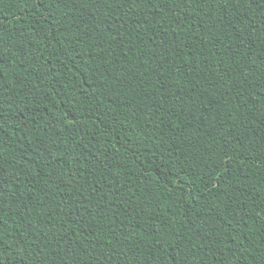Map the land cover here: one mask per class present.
<instances>
[{
  "label": "trees",
  "instance_id": "trees-1",
  "mask_svg": "<svg viewBox=\"0 0 264 264\" xmlns=\"http://www.w3.org/2000/svg\"><path fill=\"white\" fill-rule=\"evenodd\" d=\"M85 3L0 0V264L69 243L63 264H264V41L240 46L246 6L221 23L205 0L125 4L97 34Z\"/></svg>",
  "mask_w": 264,
  "mask_h": 264
},
{
  "label": "snow or ice",
  "instance_id": "snow-or-ice-1",
  "mask_svg": "<svg viewBox=\"0 0 264 264\" xmlns=\"http://www.w3.org/2000/svg\"><path fill=\"white\" fill-rule=\"evenodd\" d=\"M141 2L144 3H150V6L155 9L156 8V3L155 0H86L85 7H89V16L90 18L95 21V28L94 31L99 34L100 32V25L104 24L106 25V30L110 31L113 27L112 21L115 20L118 23L123 22V6L125 4L128 5H138ZM166 3L167 0H164ZM205 4H212L215 5L218 9V15H217V20L220 21L221 23H224L227 17H232V19H235L236 16L241 15L240 13V7L246 6V10L242 15V18L240 20V23L235 25L236 29V34L238 36L239 44L241 47H243L245 44H248L249 46L251 43H255L257 39L264 41V27H256L252 29L251 31L249 30L247 24L245 21L248 19V13L250 12H256L257 10L259 11V14L262 19H264V0H205ZM119 9L122 13V15H116L115 10ZM201 10L203 11L204 8L202 7ZM105 13L104 18L101 19V14ZM111 14V17L109 15ZM137 20H139V16H137ZM228 26H232L231 20L227 21ZM253 24H256V20L254 19L252 21ZM255 33V35H253ZM117 34H119V30L117 29ZM231 38V37H230ZM129 39L131 40V33H129ZM244 55H247L245 53ZM198 109L192 112L193 118H195ZM103 154L97 152V161L103 165V168L105 171H107V165L104 164L103 160L101 159V156ZM79 171V169H78ZM6 177L0 176V182L3 180H6ZM81 180H85L83 173L81 172ZM69 187H71V183L69 184ZM109 187H111L109 185ZM80 190L82 191H87L88 189H94L93 193H90L89 199L95 198L96 196H99L101 199L107 200V193L103 191V188H97L96 185L88 183L85 181L84 183H80L79 185ZM77 202L78 198H77ZM64 205L61 203L60 207L62 208ZM75 219V217H73ZM43 233V229H38L37 230V238H42L43 243L45 247H48L51 245V241L47 238V236H41ZM73 234L76 235L77 233L75 230H73ZM33 245V254H35L36 250L38 249V245L36 244V240L32 241ZM93 248L95 247L94 245L92 246ZM71 249V243H69V248L67 249H62L57 251L55 258L52 261V264H57V260L60 261V264H63V259L64 256L68 254V252ZM85 251L87 249L85 248ZM264 255V253H262ZM3 259L2 256V251H0V260ZM23 257H21V260ZM111 259V257L109 258ZM36 264H39V261L37 260Z\"/></svg>",
  "mask_w": 264,
  "mask_h": 264
}]
</instances>
